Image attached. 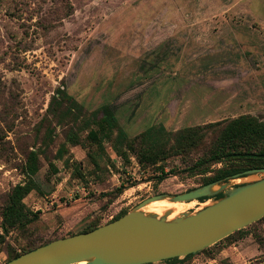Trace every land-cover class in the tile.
Wrapping results in <instances>:
<instances>
[{"label":"rangeland","instance_id":"1","mask_svg":"<svg viewBox=\"0 0 264 264\" xmlns=\"http://www.w3.org/2000/svg\"><path fill=\"white\" fill-rule=\"evenodd\" d=\"M58 87L82 106L81 120L111 103L129 137L153 124L176 131L242 114L264 121V0H0V211L25 179L29 150H39L38 189L23 199L38 218L9 231L2 264L13 250L104 224L148 196L187 191L230 165L191 167L207 138L160 164L168 175L158 182L159 164L142 166L132 153L122 160L108 142L98 153L86 131L81 144H70L66 134L80 121L70 126V118L52 115L60 110L50 109ZM214 199L182 202L168 218ZM182 264H264V218Z\"/></svg>","mask_w":264,"mask_h":264},{"label":"water","instance_id":"2","mask_svg":"<svg viewBox=\"0 0 264 264\" xmlns=\"http://www.w3.org/2000/svg\"><path fill=\"white\" fill-rule=\"evenodd\" d=\"M259 173L244 181L241 177ZM213 202L168 218L144 212L151 201L188 202L208 196ZM264 216V167L250 168L176 194L159 193L138 202L120 217L91 230L55 238L3 264H148L185 257L210 246Z\"/></svg>","mask_w":264,"mask_h":264},{"label":"trees","instance_id":"3","mask_svg":"<svg viewBox=\"0 0 264 264\" xmlns=\"http://www.w3.org/2000/svg\"><path fill=\"white\" fill-rule=\"evenodd\" d=\"M56 94L52 97L50 109L52 110L54 103H56V105L60 106V110L57 113L52 110V115L58 117V120L70 118V126L76 125V122L80 121V125H77L76 130L70 128V132L66 134L65 141L70 144H81L79 132L86 131V141L95 145L98 153L105 154V142H108L115 155L122 160H127L129 153H132L142 166L156 164L160 166L173 155L183 157L188 155L198 147L204 146L207 138H210L209 143L204 146L206 149L191 167L211 165L222 161H229L230 165L227 168L217 169L214 176L205 178L201 185L217 179H223L227 175H233L239 171L264 167V121L254 115L242 114L203 125L183 127L176 131H169L162 124H153L137 136L129 137L118 123L115 115L116 109L111 103L103 104L92 112L90 116L81 120L79 113H82V106L66 93L65 88H56ZM64 103L65 105H63ZM50 134L51 130H48L45 134L46 140L50 139ZM64 146L65 144H62L57 149L56 155L59 157L63 154ZM89 157L94 167L100 168V161L96 154L89 155ZM38 164L39 150H29L23 165L25 179L11 188L7 200L0 211V228L2 231L0 233V244L5 242V237L11 229L26 226L38 218V212L28 208L23 201L29 192L38 189V184L34 179L39 167ZM159 169L158 174H156V181L158 182L165 179L168 175L162 166ZM123 190V185L115 188L117 194L122 193ZM221 195L219 193L214 197H220ZM207 198L210 197L204 196L198 199L205 200ZM124 213L125 211L116 215L113 220ZM263 218L264 216L260 219ZM99 225V223H93L90 227L78 232L88 231ZM242 231L243 228L224 238H230ZM45 243L47 242L42 244ZM37 246L26 247L20 252L13 250L9 253L6 261ZM204 249L182 258L173 257L162 261L167 264H182L186 259L202 252Z\"/></svg>","mask_w":264,"mask_h":264},{"label":"bare ground","instance_id":"4","mask_svg":"<svg viewBox=\"0 0 264 264\" xmlns=\"http://www.w3.org/2000/svg\"><path fill=\"white\" fill-rule=\"evenodd\" d=\"M182 204H183L182 202L170 201L169 199L164 198V199L151 201L150 203L142 207L141 210H143L144 212H154L159 215V214H163L165 210L171 209L170 214H172V213L180 212L183 208ZM84 263L85 261H79L72 264H84Z\"/></svg>","mask_w":264,"mask_h":264}]
</instances>
